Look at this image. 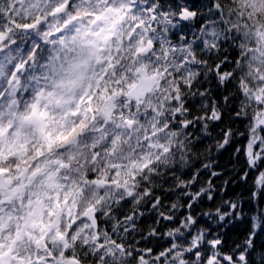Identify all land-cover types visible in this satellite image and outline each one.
<instances>
[{
  "label": "snow or ice",
  "instance_id": "1",
  "mask_svg": "<svg viewBox=\"0 0 264 264\" xmlns=\"http://www.w3.org/2000/svg\"><path fill=\"white\" fill-rule=\"evenodd\" d=\"M0 264H264V0H0Z\"/></svg>",
  "mask_w": 264,
  "mask_h": 264
},
{
  "label": "trees",
  "instance_id": "2",
  "mask_svg": "<svg viewBox=\"0 0 264 264\" xmlns=\"http://www.w3.org/2000/svg\"><path fill=\"white\" fill-rule=\"evenodd\" d=\"M214 135V134H213ZM210 141H205V143H209ZM213 156H215V160L213 161L214 164L218 165L217 170L221 171L223 175L220 176V178L215 180V183L217 185L223 184L224 181H232L227 187L228 191L232 194H240L244 191V186L240 184L238 180H234L233 177L235 176V172L232 171V168L235 167L239 169L241 165L239 163H231L229 161V153H223L222 155L213 153ZM207 179V176L204 177ZM247 212V206L245 208ZM147 223V220L145 221ZM246 225L243 223H238L236 228L233 229V232H235L237 229L243 230Z\"/></svg>",
  "mask_w": 264,
  "mask_h": 264
}]
</instances>
